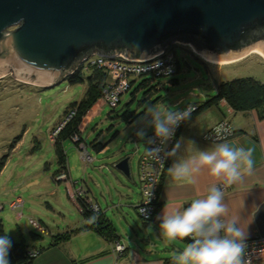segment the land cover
<instances>
[{"label":"rangeland","instance_id":"rangeland-1","mask_svg":"<svg viewBox=\"0 0 264 264\" xmlns=\"http://www.w3.org/2000/svg\"><path fill=\"white\" fill-rule=\"evenodd\" d=\"M174 46L179 66L172 77L176 82L170 79L169 86L157 90H152L150 85L141 87L131 98L130 93L138 79L121 95L116 107L98 104V108L90 111L95 100L86 111L78 130L90 161L85 163L82 160V149L69 138L61 141L73 190H86L88 187L98 198L100 208L104 204L97 190L103 183L110 181L117 187L121 185L118 181H122L133 189L137 186L136 160L141 140L135 132L140 127L138 121L147 105L165 104L177 109L187 102L199 101V92L213 95L219 82L236 77L250 76L264 82V58L258 53L250 52L239 60L234 58L233 62L218 64L199 56L186 45L175 43ZM89 69L82 68V75H86ZM165 80L161 78L158 81L163 83ZM85 88V80L73 83L61 79L51 85H36L14 78L11 72L0 76V166H3L0 170V222L7 237L14 242L22 240L24 248H44L50 242V234L66 230L72 220L79 225L84 222V216L68 197L66 181L56 178L58 153L53 148L51 132L62 122L68 105L81 99ZM125 110L132 116L130 123L121 117ZM151 130L149 128L147 132ZM13 137L18 139L9 149ZM93 141L105 143L106 148L95 151L91 146ZM124 156L128 159L129 177L113 167L114 162ZM131 179L135 184L130 182ZM105 212L123 241L128 237L133 240L134 232L118 218L115 209ZM135 213H131L132 220L126 219L130 224L133 221L140 224ZM36 224L42 229L45 227L49 233H38ZM135 233L140 234L137 230ZM148 233L150 240H154L152 231Z\"/></svg>","mask_w":264,"mask_h":264},{"label":"water","instance_id":"water-1","mask_svg":"<svg viewBox=\"0 0 264 264\" xmlns=\"http://www.w3.org/2000/svg\"><path fill=\"white\" fill-rule=\"evenodd\" d=\"M170 43L214 61L264 56V0H0V76L51 85L92 53L145 60ZM127 161L113 167L129 177Z\"/></svg>","mask_w":264,"mask_h":264},{"label":"crops","instance_id":"crops-1","mask_svg":"<svg viewBox=\"0 0 264 264\" xmlns=\"http://www.w3.org/2000/svg\"><path fill=\"white\" fill-rule=\"evenodd\" d=\"M199 96L201 98L199 101L191 103L199 105L211 95L207 92H199ZM223 119L227 121L229 127L233 130V134L226 137V140L233 146H243L253 149L255 163L252 173L250 175L246 174L242 182L232 185H225L222 179L212 177L206 171L197 174L194 183L172 179L167 171V167L175 159L191 154L190 147L188 151L184 150L187 143L192 142L193 146L200 150L208 148L214 140L205 138L204 134ZM177 140L183 141L181 150L177 153V157H169L167 159L159 181L153 215L144 223L140 219V224L134 221L130 224L126 220L127 218L132 220L131 213H135L134 207L140 200L138 183L135 189L123 184L122 181H118L121 185H117V187L113 186L110 181L103 183L102 188H98L97 190L98 196L104 204L103 208H100L98 198L94 196L88 187L84 190L86 196L95 201L99 206L103 219L108 221L106 210L115 209L118 218H121L127 227L134 232L133 240L128 237L126 241H123L121 234L111 224L116 235L115 241L124 246V249L119 254L113 252L112 244L109 240H106L93 230L84 229L71 234L67 239L59 241L54 245L49 246L48 243L33 256L31 264H161L164 258L172 257L173 252L182 250L183 246L188 243L187 239L168 242L160 236L158 225L163 209L167 212L182 210L193 199L202 198L206 195L208 188L213 184L224 185V199L225 203L229 206L230 215L235 214L239 216L241 224L246 226L247 238L255 235H264V112L258 107L244 111H235L224 99H219L216 103L198 110L188 120L183 121L176 132L173 145ZM140 144L141 152L145 141L141 140ZM105 148L106 146L100 151ZM130 182L135 184V181L132 179ZM94 184L97 186L96 182ZM65 185L68 197L71 199L72 185L69 182H65ZM120 187H122V190L119 189ZM71 201L73 202L72 199ZM83 218L82 221L84 222L80 225L76 223L77 221H70L68 223L69 227L67 226L66 230L69 231L88 224L89 221L85 217ZM149 225L152 226L154 240H150L149 238ZM121 229L123 228L121 227ZM136 230L139 231L141 236L135 233ZM45 233H49L47 229H45ZM259 264H264V261Z\"/></svg>","mask_w":264,"mask_h":264},{"label":"clouds","instance_id":"clouds-1","mask_svg":"<svg viewBox=\"0 0 264 264\" xmlns=\"http://www.w3.org/2000/svg\"><path fill=\"white\" fill-rule=\"evenodd\" d=\"M191 111L190 106L178 110L165 104L147 105L138 121L140 127L135 132L140 140L151 145L145 148V154L161 164L165 158L177 157L183 141L177 140L170 150H167V143L174 137L175 129L180 123L191 117ZM149 128L152 129V136H148ZM229 134L230 130L227 127L218 126L215 129L213 143L203 150L195 148L192 142H188L184 150L188 151L190 147L191 154L175 159L167 167L169 175L176 181L194 183L195 176L206 171L210 176L222 179L225 185L242 182L244 176L250 175L253 171L255 163L253 149L233 146L226 140ZM80 141L85 147L81 138L78 142H72H76L78 147ZM145 196V202H150L151 191H146ZM141 212H146V209H141ZM159 220V234L166 241L185 239L190 241L182 250L173 252V264H251L246 243L248 236L246 226L241 224L238 215H230L224 191L216 184L208 188L206 195L193 199L182 210L167 212L163 209ZM45 229L44 227V231ZM148 231H152L151 225ZM10 248L11 241L7 235L0 236V264H10L8 260Z\"/></svg>","mask_w":264,"mask_h":264},{"label":"built area","instance_id":"built-area-1","mask_svg":"<svg viewBox=\"0 0 264 264\" xmlns=\"http://www.w3.org/2000/svg\"><path fill=\"white\" fill-rule=\"evenodd\" d=\"M182 44L190 47L188 43H177ZM175 43H170L167 45H164L159 53L154 55L151 58L145 59V60H129L126 59L120 55L117 56H104V55H98L96 53H92L91 55L82 58L77 65H81L83 68L87 67H96L102 69L104 73H106V81L100 91V94L96 98L95 104L91 107L90 111H93V109L98 108V104H104L108 105L109 107H115L122 94L126 93L127 90L130 88V82L134 80L135 78L139 77L141 74H152L153 80L154 78H157L158 80L161 78H165L166 80L162 82H157L155 88L160 89L163 86H169L171 84V77L175 74L177 69V57L175 54L174 46ZM191 48V47H190ZM83 63V64H82ZM100 102V103H99ZM190 106L192 111L191 113L196 109V106L194 103H186L180 108H177L178 110H184L186 107ZM74 114V110L70 111L68 114L64 116L62 119V122L60 125L54 128L51 132V138H53L56 134V131L64 124L68 119ZM183 122L180 123L179 127L181 126ZM224 125L230 130V135H232V129L229 127L227 121L225 119L221 120L219 123H217L215 126L210 128L205 134L204 137L207 139L214 140L215 137V129L220 126ZM177 127L175 129V134L177 130L179 129ZM152 132L148 134V136H152ZM174 137L168 141L167 143V150L171 149L172 143L175 138ZM227 136V137H228ZM72 141H79L77 135H73L71 137ZM157 143L159 141L157 140ZM79 148L82 149L81 152V158L84 162L90 161V156L84 151V144L80 141L78 143ZM151 145H147L145 142L144 148L140 152V154L137 157L136 161V168H137V180L139 184V192H140V200L135 205V211L137 216L141 220H149L154 212L155 208V202L157 199L158 189H159V181L162 176V173L164 171L166 162L168 158H165V161L163 164H161L159 161H156L154 159H151L145 154V148L150 147ZM57 179H61L68 181L67 174L65 170H61L56 175ZM224 190V185L219 184ZM150 190L152 193L150 202H145L146 191ZM80 196L83 197L84 201L87 203V208L93 212L94 215H97L98 212H100L99 206L93 202L90 198H88L85 195V191L81 188H76L72 190L70 197L75 203V206L79 210L80 207L77 205L76 198H79ZM141 209H146V212H141ZM80 211V210H79ZM96 217V216H95ZM94 221V220H93ZM37 232L44 233V229H42V226L36 224ZM189 241V240H188ZM190 242V241H189ZM247 246H248V255L251 258V264H259L264 261V235H255L250 238H247ZM112 250L115 252V254H119L123 249L124 246L120 244L117 241H112ZM38 253V250L35 248H31L28 251V255L33 257Z\"/></svg>","mask_w":264,"mask_h":264},{"label":"trees","instance_id":"trees-1","mask_svg":"<svg viewBox=\"0 0 264 264\" xmlns=\"http://www.w3.org/2000/svg\"><path fill=\"white\" fill-rule=\"evenodd\" d=\"M82 68L83 67L81 65H78L70 74H67L63 77V79H67L69 82H73V83L82 82L83 80H85L86 88L82 94L81 99L77 102L70 103L68 107L64 110L63 116H65L66 114H68L70 111L73 110H74V114L68 119V121L64 123L61 129L54 136L53 148L58 153L56 160L59 166L55 175H57L61 170H65L67 174V170L65 167V155L61 149L62 139L69 138L71 140V137L75 134L78 136V139L80 140L78 125L80 124L83 116L86 114V111L91 107V105L94 103V101L100 94V91L107 78L106 73H104L100 68H96L92 66L90 67L89 72L86 75H82ZM177 69H178V62H177ZM173 76L174 75H172V77ZM153 77L154 76L152 74H141L139 75V77L132 80L130 82V87L132 86V84H134V82H136L139 79L135 89L130 93L131 98L133 97L134 92L141 87H146L150 85L152 90L153 89L157 90L155 86L159 81L157 78H154L155 80H153ZM172 77L171 80L173 81V83L176 82V79H173ZM215 88H216L215 94L211 95L209 98L201 102L199 105L196 104L197 105L196 109L191 113V115L197 112L198 110H201L211 104L216 103L219 99H224L225 102L235 111H244V110H249L250 108L258 107L262 110V112H264V82H260L257 79H254L253 77L250 76L236 77L230 80L219 82ZM121 117L126 123H130L132 121V116L127 110L123 112ZM17 139L18 137H13L10 140L8 145L9 149H11L14 146ZM73 143L77 145L76 142ZM105 145H106L105 143L101 144L95 141L91 142V146L97 152L100 151ZM1 158H0V165L2 164ZM2 167L3 166H0V170L2 169ZM76 202L77 205L80 207L79 212L85 217V219L89 221V223L81 227L71 229L69 231L65 230L60 233L50 234V242L48 245L49 246L54 245L59 241L67 239L71 234L84 229H90L95 231L99 235L103 236L106 240H109V242L115 241L116 235L114 234V230L111 226V223L103 219L100 212H98L97 215H94L93 212H91L87 208V203L84 201L82 196L76 198ZM144 222L145 221H143V223ZM5 235L6 234L3 232L2 224L0 222V236H5ZM25 248L23 246L22 240H18L15 242L11 241V248L9 249V254H8V260L10 264H31L33 257L28 255ZM40 249H38V252L40 251ZM161 264H173L172 257L164 258Z\"/></svg>","mask_w":264,"mask_h":264},{"label":"bare ground","instance_id":"bare-ground-1","mask_svg":"<svg viewBox=\"0 0 264 264\" xmlns=\"http://www.w3.org/2000/svg\"><path fill=\"white\" fill-rule=\"evenodd\" d=\"M250 52H255V53H258L259 55H261L263 58V54L262 52L258 49V48H255V47H252L251 49L249 48L248 50L244 51L243 53L239 54L235 59V60H239L240 58L244 57L245 55L249 54ZM234 59V58H233ZM233 59H228L226 61H215V63H226V62H229V61H232ZM214 61V60H212ZM83 64V63H82Z\"/></svg>","mask_w":264,"mask_h":264}]
</instances>
